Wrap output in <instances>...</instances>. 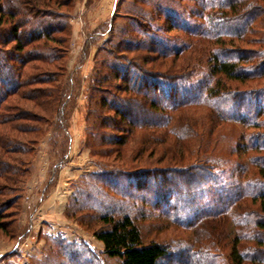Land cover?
Returning a JSON list of instances; mask_svg holds the SVG:
<instances>
[{
	"label": "trees",
	"instance_id": "16d2710c",
	"mask_svg": "<svg viewBox=\"0 0 264 264\" xmlns=\"http://www.w3.org/2000/svg\"><path fill=\"white\" fill-rule=\"evenodd\" d=\"M74 2L0 0V236L12 241L27 233L19 226L23 196L7 195L6 182L13 186L24 176L25 189L51 129L52 148L66 154L82 99L91 153L119 158L130 146L137 164L99 163L73 182L66 216L92 230L103 255L116 264H172L174 256L183 264H264V134L249 131L264 130V0L121 1L113 23L125 21L117 35L110 27L100 66L81 82V98L74 83L70 95L65 80L70 27L56 22L59 8H69L70 17ZM10 96L41 113L10 103ZM38 114L42 131L29 123ZM10 131L41 133L28 149ZM10 152L30 154L27 171ZM147 220L156 232L176 226L196 239L175 247L149 237ZM48 239L68 264L99 261L83 256L77 242Z\"/></svg>",
	"mask_w": 264,
	"mask_h": 264
},
{
	"label": "rangeland",
	"instance_id": "374dc122",
	"mask_svg": "<svg viewBox=\"0 0 264 264\" xmlns=\"http://www.w3.org/2000/svg\"><path fill=\"white\" fill-rule=\"evenodd\" d=\"M123 0H75L73 4L72 11H70V17L68 14L69 8L61 6L59 10V14L63 15L61 18L56 20L57 23H64L67 25L69 24L70 31H71V40H70V53H69V60H68V65H67V73L65 76V80H67L71 85V94L73 93V87H76L77 94H79V98H81V82L83 83V80L88 76L89 72L91 73V70L93 67L100 66L99 65V59L105 55L104 48H107L106 39L112 35L113 32H115V35H117V25L120 23L124 22V19H114L113 23V16H115V13L117 11H123V6L120 4V2ZM128 0H125L127 2ZM187 2H183V5H186ZM131 25H135L131 21L129 22ZM68 27V28H69ZM115 27L112 30L111 29ZM107 29V30H106ZM110 29V30H109ZM106 31V32H105ZM60 35V34H57ZM92 41V42H91ZM115 41V40H114ZM90 42L91 44H88ZM90 46L89 51H88V56H83L85 55V45L87 44ZM11 46V44H9ZM6 46L10 47V46ZM54 45V43L50 44ZM246 47H257L255 44H246L244 45ZM57 55H61V47L58 48L59 46H56ZM102 49V50H101ZM63 50V49H62ZM100 50V51H99ZM20 53V52H18ZM96 56L95 60L93 58ZM3 58L2 53L0 54V59ZM31 66H41L42 68H47L49 70H55L54 66L51 65V67H47L44 63L40 62H31ZM32 73H36L34 69H30ZM58 75V72H56ZM90 75V74H89ZM60 77V76H59ZM75 85H74V84ZM74 85V86H73ZM79 85V88L77 86ZM246 86V84H245ZM243 86V87H245ZM8 101H11L10 103L13 104H18L20 107L29 109L35 113H41L39 109H37L32 102L28 100H20L18 96H10ZM78 104H79V109H74L73 111V116L71 118V125L72 126V133L74 137H76V140L78 138L79 133L81 134L82 138V143L77 147L75 143V147L72 148L70 156L68 157V162L74 161L73 164V173L78 174L79 172H87L89 170H93L94 172L98 171L99 163L100 164H105L108 167L111 165H114L118 167L119 165L127 164L129 167L132 165H137L134 163V161L131 160L130 153L127 152L131 151V147L128 146V148L124 151L122 150L120 157H115V153L109 152L106 156H101V155H96L94 156L90 148L87 146V143H89V137L83 133V127L84 124L83 122V114L82 112H85L86 108L84 109L83 104H81L82 99H77ZM6 103V102H4ZM79 110V111H78ZM81 110V111H80ZM80 112V113H79ZM40 115V114H38ZM40 120L32 121L29 122L30 124L39 127L40 131L44 129L46 126L45 124V118H41V115L39 116ZM4 127V126H3ZM1 129V127H0ZM249 131L257 133V135H263L264 130L262 128H250ZM13 135L16 136L17 141H22L23 144L28 149H31L35 146V141L34 139L39 138L40 133H28V134H18L16 132L10 131ZM259 141L261 140V137H257ZM2 148H0V153H2ZM44 149L41 147V152ZM55 155H58L55 149H51V156L50 158L54 157ZM6 156H9L11 159H15L18 161V166L20 167L21 171L24 173L27 171L28 167V162L30 159V154H21V153H7ZM40 156H38V159L40 160ZM62 156V160H63ZM7 160V159H6ZM115 160V161H114ZM143 160V159H142ZM141 160L142 164L143 161ZM144 162H149V161H144ZM44 165H46L44 163ZM69 165V164H68ZM102 166V165H100ZM44 168V167H43ZM38 169V168H36ZM32 170L29 178L33 174L34 171V177L32 178L35 182L27 180L26 184L30 185L35 184L36 181H38L39 175L35 172L37 170ZM50 170V168H49ZM75 174V175H76ZM36 178V179H35ZM19 179V178H18ZM17 179V181H18ZM23 179L24 176L21 178V181L18 182L16 185H11V182H6V185L10 190H8L7 195H12L15 199L22 195L23 197L25 196V191L23 188ZM73 177H70L69 180L71 181ZM1 181V179H0ZM5 181H3L4 183ZM29 182V183H28ZM65 183V182H64ZM73 183V182H72ZM26 186V185H25ZM64 186V191H70V188L68 187L67 183L62 184ZM73 186V184L71 185ZM36 188L35 185H33V189ZM61 190V189H60ZM73 190V187H72ZM108 190V189H107ZM64 193V192H62ZM27 196V203H30V199L32 202H37L38 197L36 195H33L32 192H26ZM63 203L61 200V203L58 207L63 208V215L61 216L60 219L63 222H66L67 225L66 227H70V233L73 235L72 237L65 238L71 242H77V246L79 249L84 250L83 251V256H87L88 258H92V255H97L99 261L97 262L95 259H93L94 264H116V259H110L107 258L105 255L102 254V243L98 241L92 234V230L89 229L88 227L84 226L82 227L81 225L77 224V222L74 221L73 218H67V212L66 210L69 208L71 204V200H68L66 198V194H63ZM33 197V200H32ZM41 197V196H40ZM35 199V201H34ZM42 206H38V208L31 214V217L28 219L26 218V228H27V233L25 236L19 238L18 240H10L5 237L0 236V242L3 241V238L7 240V243L12 242L7 244V250L2 252L0 249V264H51L54 261L58 263H63V264H68L67 263V258L66 256H62L61 254L58 253L60 251V247L56 245L55 241H51L48 238L49 237H58L60 239L63 234L65 233H57L56 235H49V234H40V230H38L41 227V223L43 221V216H42V209L40 208ZM43 208V207H42ZM8 211L9 212V217L8 220H12L14 216H12L13 210L12 208ZM62 213V212H61ZM56 222V221H54ZM152 223V222H151ZM155 223H161V221H155ZM149 221L147 220L142 224L143 230L145 233L149 235V237H154L159 240H166L167 242H173L174 246L180 247L181 245L183 246V240L187 242L188 244L191 242H194L196 237L195 234L193 235L190 231L186 230H181L179 227L176 226H170L164 230H161L159 232H156L155 230H152L149 226ZM152 225V224H151ZM63 226V225H62ZM99 225L95 224L92 226V228L98 227ZM64 237V236H63ZM65 239V240H66ZM60 243V242H59ZM3 243H0L2 245ZM62 246V245H61ZM90 261V260H89ZM194 261V260H190ZM206 262V261H205ZM204 262V263H205ZM169 263L172 264H183V258L174 256L172 257V260H170ZM195 264V263H194ZM208 264H214V263H208ZM226 264V261L223 263Z\"/></svg>",
	"mask_w": 264,
	"mask_h": 264
},
{
	"label": "crops",
	"instance_id": "0c3cea01",
	"mask_svg": "<svg viewBox=\"0 0 264 264\" xmlns=\"http://www.w3.org/2000/svg\"><path fill=\"white\" fill-rule=\"evenodd\" d=\"M72 126L73 124L68 128L69 146L67 148L66 154L63 156L64 157L63 160H62V156L60 157L58 155H55L53 158L52 157L50 158L51 149L53 147V144L51 143L52 140L51 137L53 135L52 129L49 132H47L46 136L39 143V148L33 162L32 170L38 168L36 169L37 172L35 173L39 175L40 179H38V181H36L35 184H31L32 182H35L32 179L34 177L33 176L34 171H33V174L28 179L29 182L31 181L30 185L26 184L25 186L24 189L25 196L21 200V211L19 215V226L23 230H25L26 218L29 219L31 217V214L38 208V206H42L43 208L42 207L40 208L43 210L42 211L43 221L41 223L42 224L41 227L38 229L40 230L41 235L44 233L49 235H56L57 233L60 232L62 234L65 233L63 234V236L64 237L66 236L67 238L73 236L70 233L71 232L70 227L72 226L70 225V227H66L65 225H67L66 223L67 221L63 222L60 219L61 216H64L63 215L64 210L63 208H60L58 206L63 203V198H64L63 196H65L63 194H66V198L70 200V196L73 191L71 186L73 184L72 182L78 179L81 175L90 174L93 173L94 171L89 170L87 172L83 171L76 174L73 173L72 171L73 165H71L74 163V161H72V163L69 162L68 163L69 165L67 164L68 162L67 159L70 156L72 148L75 147V143H77L76 144L77 147L82 143L81 141L82 138L80 133L78 135L77 140L76 137H74L72 133ZM41 147L44 149L42 152H41ZM38 156L41 157L40 160L38 159ZM44 163L46 165H44ZM70 177H73V179H71V181H67L70 179ZM64 182L67 183L68 187L70 188V191H68V193H66L67 191L63 190L64 186H62V184H65ZM33 185H35L36 188L33 189ZM26 192H32L33 195H36L38 197L37 199L38 203L35 201V199H34L35 202H32L30 199V203L26 204L27 196H28ZM0 243H3L2 245H0V249L2 250V252L7 250L6 246L7 244H9L7 243V240L3 238V241H1Z\"/></svg>",
	"mask_w": 264,
	"mask_h": 264
}]
</instances>
